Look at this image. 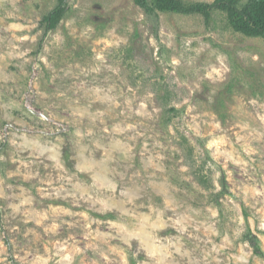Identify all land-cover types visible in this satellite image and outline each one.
<instances>
[{
	"label": "rangeland",
	"instance_id": "rangeland-1",
	"mask_svg": "<svg viewBox=\"0 0 264 264\" xmlns=\"http://www.w3.org/2000/svg\"><path fill=\"white\" fill-rule=\"evenodd\" d=\"M181 1L0 0V264H264V36Z\"/></svg>",
	"mask_w": 264,
	"mask_h": 264
},
{
	"label": "trees",
	"instance_id": "trees-1",
	"mask_svg": "<svg viewBox=\"0 0 264 264\" xmlns=\"http://www.w3.org/2000/svg\"><path fill=\"white\" fill-rule=\"evenodd\" d=\"M237 2L238 0H217L216 5L229 11L235 28L247 32L249 35L264 36V0H248L242 6H238ZM138 3L148 12H153L158 8L181 13L202 12L206 16L210 14L209 5L203 3L185 5L181 0H154L155 6L149 4L148 0H138ZM66 10V0H59L58 4L44 16L47 31L57 27ZM249 241L255 251L262 254L255 235L249 237Z\"/></svg>",
	"mask_w": 264,
	"mask_h": 264
}]
</instances>
